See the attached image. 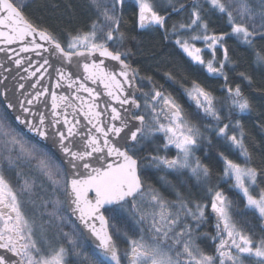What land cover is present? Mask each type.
<instances>
[{"label": "snow or ice", "instance_id": "6c2138e0", "mask_svg": "<svg viewBox=\"0 0 264 264\" xmlns=\"http://www.w3.org/2000/svg\"><path fill=\"white\" fill-rule=\"evenodd\" d=\"M134 2L137 27L161 30L192 64L223 78L226 97L220 100L197 81L181 85L196 115L207 119L201 125L163 85L141 76L121 30L126 0H89L95 19L87 30L68 33L66 43L25 14L24 0H0V52L15 66L13 74L0 64L7 73L0 74V264H68L70 254L78 264H264V169L254 166L248 134L233 115L250 113L252 105L239 85L231 86L226 71L235 68L229 39L251 50L254 63L264 67V46L257 47L264 41V0ZM172 16L179 19L169 27ZM213 16L226 19L228 30L212 29ZM49 68L55 81L46 83ZM164 75L175 82L171 72ZM239 76L252 83L244 72ZM143 81L151 86L147 91ZM218 102L228 105L227 116ZM213 137L243 158L239 163L219 152V179L231 181L242 197L240 215L251 212L261 221L258 240L249 221L236 218L238 205L212 185L213 170L197 155L213 145ZM45 141L58 156L38 147ZM171 148L174 158L167 155ZM147 168L165 172L161 184L175 199L146 183ZM173 173L180 185L204 188L203 202L186 197L168 179ZM210 218L211 251L201 247L209 234L200 232ZM112 220L131 223L124 230ZM69 224L71 231H65Z\"/></svg>", "mask_w": 264, "mask_h": 264}, {"label": "trees", "instance_id": "16d2710c", "mask_svg": "<svg viewBox=\"0 0 264 264\" xmlns=\"http://www.w3.org/2000/svg\"><path fill=\"white\" fill-rule=\"evenodd\" d=\"M88 2L89 0H24V3L27 5L24 12L34 22L49 27L57 34L62 43H66L68 33H75L77 30H87L91 21L95 19V13L88 7ZM157 4L159 6L160 0H157ZM123 17L124 21L121 25V30L125 31L128 36L126 42L127 47L133 49L134 54L131 57L133 67L139 69L141 76H151L157 85H163L164 90L176 97L195 123L201 125L207 123V119L201 118L202 114L201 116L196 115L195 105L189 101L181 85L184 87H191L192 81H197L215 97L223 100L227 95L223 88V78L211 77L202 67L192 64L172 42L164 39L161 30L139 29L136 22L137 9L133 0H126L123 9ZM178 19L179 17L172 16L168 21L169 27ZM225 25L226 19H219L216 16L212 17V29L217 32L227 31L228 29ZM174 39L175 38L172 37V40ZM227 44L229 47V54L235 62L234 70L231 67L226 69L230 84L233 88L239 85L252 105L250 113L237 114L235 110H233V115H235L237 119L242 120L244 129L248 134L246 144L253 154L254 166L264 169V128L261 127V125L264 124V67L257 66L254 63V55L251 50L241 46L235 39H229ZM197 46L201 47V44L197 43ZM261 46H264V41H257V47ZM220 56L222 57V52ZM165 72H171L176 78L175 82L166 79L164 75ZM240 72L249 75L252 79V83L249 84L248 81L242 79L239 76ZM142 83L144 85V91H147L148 88L151 87L148 85L147 81H143ZM139 97L140 102L143 103L141 94ZM217 107H223L224 115H228L227 104L222 105L218 102ZM38 147L43 151L49 152L40 145H38ZM149 147L154 148L155 145H150ZM221 151L230 159L243 163V158L239 156L238 151L227 148L224 141L217 140L215 137H213V145L207 146L205 144V146L197 152V155L203 159L204 163L212 168V185L218 184L219 188L225 192L229 199L238 205L237 208L233 209L236 218L247 219L252 227L254 240H258L262 235L260 230L261 221L256 219L251 212L247 213L246 216H241L240 213L243 211L242 197L238 194V191L231 187V181L225 182L219 179L223 164L218 160L217 155ZM167 154L172 156L173 152L169 151ZM161 176H163L161 171L155 169L147 168L144 173L146 183L164 191L169 199H175L174 193H171L170 190H165L162 186L160 181ZM168 178L170 181L177 184L179 190H181L186 197L201 200L203 202V198L206 196L204 188L180 185L176 177ZM40 180H43V177H38V189ZM260 180L262 181L261 186H264V175L260 177ZM13 182L15 183L14 178ZM192 183L194 184V181ZM45 185L47 189L45 194L51 195V186L47 185V182H45ZM62 198L63 197H61V199ZM208 199L210 200V197ZM110 223H114L117 227L126 230L131 221H129V223H124L123 221L112 220ZM65 231H71L70 224L65 226ZM203 231H212L210 223L204 225L200 229L201 233H203ZM120 247L123 249L126 245L120 243ZM201 247L209 251L212 250L207 239L204 240Z\"/></svg>", "mask_w": 264, "mask_h": 264}, {"label": "water", "instance_id": "95a60500", "mask_svg": "<svg viewBox=\"0 0 264 264\" xmlns=\"http://www.w3.org/2000/svg\"><path fill=\"white\" fill-rule=\"evenodd\" d=\"M0 47H4V45L2 43H0ZM10 48L11 49H15L16 51H18L19 50V45L18 44H13V45L10 46ZM8 54L9 55H14L12 52H9ZM43 55L47 56L48 53H44ZM21 56L24 57V58L31 57L34 61L40 60V58L36 57L34 53H22ZM97 56H98V54H97ZM99 59H105V58H99ZM50 61L56 67L60 66L59 61H57L54 57H50ZM105 62H106V64H110V65L115 64V62H112V61L107 60V59H105ZM0 64H5V66L8 67L9 69H12L13 70V74H15V66L11 62L7 61V57H6L5 53H2V52H0ZM24 66L27 67V60L26 59H25V65ZM49 73H52V77H51V80H50L49 76L46 74L45 75V82L46 83L55 81V74H54V71H53L52 68H49ZM0 74L7 75V73H5L3 69H0ZM21 75H25V74L23 72H21ZM19 82L20 83H25L26 86H27V83H28L27 81H19ZM91 86L92 87H96L95 85H91ZM65 90L66 89H60L58 91H65ZM136 95L139 97L140 93H136ZM104 99H106V98H104ZM32 139L35 142L36 138H32ZM39 145L41 147L45 148L46 150H48L54 156H58V153H57L56 149L53 147V145L51 144L50 141L41 142V143H39ZM72 219L74 220V218H72ZM90 244H91V241H89L87 245L89 246ZM0 251H2V250H0Z\"/></svg>", "mask_w": 264, "mask_h": 264}, {"label": "flooded vegetation", "instance_id": "af4514ba", "mask_svg": "<svg viewBox=\"0 0 264 264\" xmlns=\"http://www.w3.org/2000/svg\"><path fill=\"white\" fill-rule=\"evenodd\" d=\"M170 152H173V155L172 156H169V154H167V155L169 156V158H174L176 156V149L175 150H172L171 149ZM149 169H155V168H149ZM155 170H157V169H155ZM161 173H162V175L165 174L164 171H161ZM168 177L175 178L176 177V174L173 173V174L169 175ZM209 211H210V207H209ZM213 222L215 223L214 218H210L209 223H210V227H211L212 231L211 232L203 231V232H205V233H212L213 232ZM205 225H208V223L205 224ZM209 244H210V246H211V248L213 250L214 249V244H213V242H211V240H210ZM85 248L87 250L88 249V245H85ZM67 260H68V264H78L77 258L75 256L71 255V254L67 257Z\"/></svg>", "mask_w": 264, "mask_h": 264}, {"label": "rangeland", "instance_id": "374dc122", "mask_svg": "<svg viewBox=\"0 0 264 264\" xmlns=\"http://www.w3.org/2000/svg\"><path fill=\"white\" fill-rule=\"evenodd\" d=\"M133 2H134V0H133ZM135 3V2H134ZM204 47V45L203 44H201V48H203ZM143 104V103H142ZM172 150H175V148H171ZM235 189V188H234ZM236 190V189H235ZM237 191V190H236ZM25 211H28L29 212V215H31V205L30 204H25ZM213 220V219H212ZM203 233H205V232H203ZM202 233V234H203ZM209 234V237L207 238V240L210 242V240H211V235H214L215 234V228H214V222H213V232L212 233H208ZM211 242H212V240H211Z\"/></svg>", "mask_w": 264, "mask_h": 264}]
</instances>
